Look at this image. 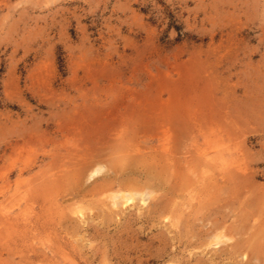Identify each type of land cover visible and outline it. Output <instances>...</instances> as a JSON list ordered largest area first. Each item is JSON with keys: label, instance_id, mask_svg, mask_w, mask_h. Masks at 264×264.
Wrapping results in <instances>:
<instances>
[{"label": "rangeland", "instance_id": "374dc122", "mask_svg": "<svg viewBox=\"0 0 264 264\" xmlns=\"http://www.w3.org/2000/svg\"><path fill=\"white\" fill-rule=\"evenodd\" d=\"M177 114L167 191H70ZM169 263L264 264V0H0V264Z\"/></svg>", "mask_w": 264, "mask_h": 264}, {"label": "bare ground", "instance_id": "6f19581e", "mask_svg": "<svg viewBox=\"0 0 264 264\" xmlns=\"http://www.w3.org/2000/svg\"><path fill=\"white\" fill-rule=\"evenodd\" d=\"M169 115L171 116V113ZM172 118H170V120ZM166 119L168 120L169 118ZM174 119L171 120V123L174 124V130H173L174 133L169 128L167 129L165 128L166 130H164L163 133L166 137H164L163 140L159 139L162 142L159 143V145H156V147L154 146L150 147V149L152 150L149 151V153L145 150H141L143 148L141 149L138 148L139 146L138 147L136 146L137 148H135L134 146L133 147L127 146V148L126 147L122 148L123 149L121 151L122 154L116 155L113 158H105L102 157L99 153H97L98 150L94 148H89V147L82 148L80 150L81 153L76 154L77 155V157H75L76 161L73 162L74 166L72 170L70 168L69 171L70 173H68L70 174L71 181L74 183V186L70 189V191L77 196L82 192H84V194H87L88 192L85 193V190L88 189L87 187L90 186L91 184L93 185V183H95L98 180L99 181L102 180L103 181L102 183L104 184L111 183L112 186L119 185L122 188L127 183L142 182L144 188L145 187L149 188L151 192H156L159 190L167 191L169 186V181L172 176L171 167L175 166L174 162L172 161L174 146H177V144L181 142L184 135L183 116L181 114H177L175 115ZM92 185L91 188H93ZM124 192L126 191L123 190V192L117 194L123 200L124 204L127 203L129 199L134 200V193L136 191L130 190L128 197L127 194ZM140 193L142 194V192ZM117 195H114L112 197H116ZM153 195L155 196V194ZM112 197L110 196V198ZM110 200L112 201V199ZM210 201L211 204L214 203V198H211ZM200 207L203 208L204 205H200L199 210H201ZM83 211L84 209L79 207L78 209H76L75 212L77 214L79 213L82 216L83 215L85 216Z\"/></svg>", "mask_w": 264, "mask_h": 264}]
</instances>
